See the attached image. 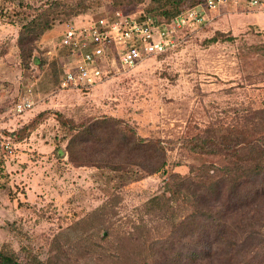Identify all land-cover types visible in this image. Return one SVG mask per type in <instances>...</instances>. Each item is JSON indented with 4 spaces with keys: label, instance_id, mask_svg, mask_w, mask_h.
I'll use <instances>...</instances> for the list:
<instances>
[{
    "label": "rangeland",
    "instance_id": "obj_1",
    "mask_svg": "<svg viewBox=\"0 0 264 264\" xmlns=\"http://www.w3.org/2000/svg\"><path fill=\"white\" fill-rule=\"evenodd\" d=\"M110 2L100 0L75 18L59 21L37 42L43 63L27 70L16 45L20 22L0 19V48L6 47L0 55V138L10 139L14 148L13 153L0 151V248L14 250L24 263L42 264L55 235L108 197L100 169L78 166L68 153L57 152L68 142L63 119L80 123L114 117L142 138L163 140L165 169L119 190L123 200L116 219L127 225L133 209L157 193L173 170L187 174L200 159L184 139L217 121L229 125L236 112L245 115L251 105H264V11L246 0H228L208 10L207 24L173 52L145 58L89 88L60 89V63L54 70L52 62L65 53L60 46L65 25L99 16ZM220 33L234 39L215 40ZM66 58L78 62L81 55L69 52ZM31 85L34 108L16 114V102Z\"/></svg>",
    "mask_w": 264,
    "mask_h": 264
},
{
    "label": "trees",
    "instance_id": "obj_2",
    "mask_svg": "<svg viewBox=\"0 0 264 264\" xmlns=\"http://www.w3.org/2000/svg\"><path fill=\"white\" fill-rule=\"evenodd\" d=\"M0 1V19L21 24L16 45L26 70L32 63H43L36 51L46 32L100 4V0H46L38 5ZM110 1L105 12L143 7L166 21L205 0ZM189 35L186 30L177 47L158 55L177 50ZM214 39L234 36L220 33ZM62 48L65 53L52 62L54 70L60 63V73L69 54ZM5 51L0 48V55ZM246 111L236 112L229 125L217 121L184 139L200 159L187 174L173 170L157 193L133 209L127 225L116 219L123 200L119 190L165 169L168 154L163 140L142 138L114 117L80 123L63 119L68 142L57 152L68 153L78 166L100 169L108 197L55 235L42 264H264V105H251ZM0 264L28 263L14 250L1 247Z\"/></svg>",
    "mask_w": 264,
    "mask_h": 264
},
{
    "label": "built area",
    "instance_id": "obj_3",
    "mask_svg": "<svg viewBox=\"0 0 264 264\" xmlns=\"http://www.w3.org/2000/svg\"><path fill=\"white\" fill-rule=\"evenodd\" d=\"M228 0H205L186 7L169 20L147 13L143 7L117 8L99 16L67 23L61 34L60 46L80 53V61L67 60L60 75L62 90L84 89L128 72L142 60L177 47L185 31L193 32L208 22V10ZM236 1V0H235ZM251 7L264 11V0H246ZM33 85L28 86L14 106L16 114L34 108ZM0 151L13 153L12 141L0 138Z\"/></svg>",
    "mask_w": 264,
    "mask_h": 264
}]
</instances>
